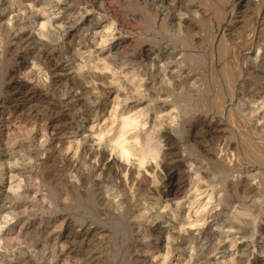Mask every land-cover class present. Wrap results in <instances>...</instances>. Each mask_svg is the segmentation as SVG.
Returning a JSON list of instances; mask_svg holds the SVG:
<instances>
[{"label": "rangeland", "instance_id": "374dc122", "mask_svg": "<svg viewBox=\"0 0 264 264\" xmlns=\"http://www.w3.org/2000/svg\"><path fill=\"white\" fill-rule=\"evenodd\" d=\"M0 264H264V0H0Z\"/></svg>", "mask_w": 264, "mask_h": 264}]
</instances>
